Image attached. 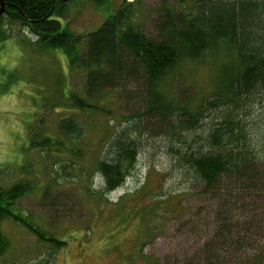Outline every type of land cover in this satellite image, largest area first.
<instances>
[{
    "label": "trees",
    "instance_id": "obj_1",
    "mask_svg": "<svg viewBox=\"0 0 264 264\" xmlns=\"http://www.w3.org/2000/svg\"><path fill=\"white\" fill-rule=\"evenodd\" d=\"M73 1L3 0L0 43L11 36L3 23L18 26L35 39L29 45L61 51L69 75L84 79L83 93L69 90L62 97L67 114L58 120L55 134H41L38 123L29 146L50 164L60 163L64 177L81 188L82 180L95 172L108 195L135 171L148 135L163 138L187 186L200 189L199 197L219 207L213 221L209 213L199 220L193 216L198 220L195 230L205 222V236L170 264H264V252L253 248L262 242L264 217L257 214L245 223L254 213L264 216V0H192L191 5L180 0L179 11L164 4L154 37L132 24L136 0H123L86 38L65 22ZM91 2L103 7L109 0ZM199 66L214 73L213 88L204 97L188 91L187 69ZM7 72L12 79L14 70ZM118 88L124 89V97L115 96ZM124 101L140 107L118 129L117 106ZM49 103L60 107L51 101L42 108L52 111ZM100 115L110 120L98 138L94 117ZM31 191L23 181L6 187L0 176V261L11 247L1 228L6 220L20 224L48 248L36 264H52L55 253L67 246L17 211V202ZM160 263L144 254H132L126 262Z\"/></svg>",
    "mask_w": 264,
    "mask_h": 264
},
{
    "label": "rangeland",
    "instance_id": "obj_2",
    "mask_svg": "<svg viewBox=\"0 0 264 264\" xmlns=\"http://www.w3.org/2000/svg\"><path fill=\"white\" fill-rule=\"evenodd\" d=\"M122 3L123 0H109L98 7L91 0H75L65 22L72 32L86 38ZM179 3L180 0H136L137 16L132 24L154 37L162 6L179 11ZM3 31H9L11 36L5 45L0 43V176L6 187L29 182L32 191L17 202V211L46 235L66 241V248L55 253L52 264H126L132 254H144L147 260L170 264L182 251L195 245L199 237H204L205 222L196 226L197 230L194 226L207 213L213 221L219 207L199 197L200 189L187 186L176 171L163 138L148 135L135 171L124 186L108 195L103 194V182L95 172L82 180V189L73 178L64 177L60 163L58 167L50 164L45 154L29 146V135L38 123L41 134H55L58 120L67 114L61 106L62 97L69 90L83 93L84 79L80 74L69 75L67 58L61 51L32 47L28 42L34 44L35 39L18 26L3 23ZM8 70H14L12 79ZM187 76L191 96L209 95L214 82L212 70L205 66L189 67ZM114 93L119 98L125 96L122 88ZM51 101L60 107L49 103L52 111L42 108ZM119 105L114 125L118 129L126 126L140 107L137 102L124 101ZM109 120L101 115L94 117L98 138ZM76 175V180H81ZM170 211L178 215L171 216ZM257 214L263 220V213L258 212L245 217V223ZM193 216H199L197 223ZM1 228L11 247L0 264H34L50 252L20 224L6 220ZM261 233L262 242L253 248L264 252V224Z\"/></svg>",
    "mask_w": 264,
    "mask_h": 264
},
{
    "label": "water",
    "instance_id": "obj_3",
    "mask_svg": "<svg viewBox=\"0 0 264 264\" xmlns=\"http://www.w3.org/2000/svg\"><path fill=\"white\" fill-rule=\"evenodd\" d=\"M4 9H5V5H4V2L3 0H1V9H0V14H2L4 12Z\"/></svg>",
    "mask_w": 264,
    "mask_h": 264
}]
</instances>
